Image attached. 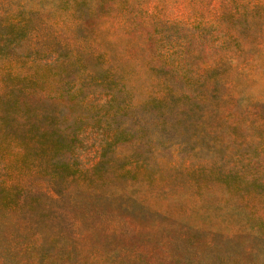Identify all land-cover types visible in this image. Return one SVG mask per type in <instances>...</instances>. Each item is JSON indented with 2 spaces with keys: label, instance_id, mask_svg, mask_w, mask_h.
<instances>
[{
  "label": "rangeland",
  "instance_id": "obj_1",
  "mask_svg": "<svg viewBox=\"0 0 264 264\" xmlns=\"http://www.w3.org/2000/svg\"><path fill=\"white\" fill-rule=\"evenodd\" d=\"M0 264H264V0H0Z\"/></svg>",
  "mask_w": 264,
  "mask_h": 264
},
{
  "label": "trees",
  "instance_id": "obj_2",
  "mask_svg": "<svg viewBox=\"0 0 264 264\" xmlns=\"http://www.w3.org/2000/svg\"><path fill=\"white\" fill-rule=\"evenodd\" d=\"M46 144H49V145H46V147H43V150L45 151L46 149H50L52 150V152L55 151V153H59V152H62L64 151V147H63V143L60 139H56V138H50L48 139V142ZM43 151V152H44ZM69 167H71L70 163L65 161L63 162L62 161V164L60 165V171L62 174H66L67 171H69Z\"/></svg>",
  "mask_w": 264,
  "mask_h": 264
}]
</instances>
